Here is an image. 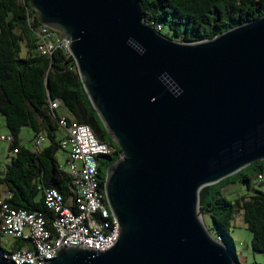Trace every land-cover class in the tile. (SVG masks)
I'll use <instances>...</instances> for the list:
<instances>
[{
  "label": "water",
  "instance_id": "water-1",
  "mask_svg": "<svg viewBox=\"0 0 264 264\" xmlns=\"http://www.w3.org/2000/svg\"><path fill=\"white\" fill-rule=\"evenodd\" d=\"M28 2L66 39L120 149L103 182L115 241L61 245L43 264H241L210 232L199 192L264 160V14L181 42L146 20L141 0Z\"/></svg>",
  "mask_w": 264,
  "mask_h": 264
},
{
  "label": "trees",
  "instance_id": "trees-1",
  "mask_svg": "<svg viewBox=\"0 0 264 264\" xmlns=\"http://www.w3.org/2000/svg\"><path fill=\"white\" fill-rule=\"evenodd\" d=\"M141 2L146 20L154 26L159 25V31L164 35L181 42L213 38L224 30L264 14V0ZM41 25L28 0H0V113L4 116L9 135L13 137L9 144L13 156L0 175V185L9 193L6 201L11 206L49 213L43 202V189L55 187L64 196L70 190V177L55 158L62 137L58 138L61 115L90 125L100 140L116 146L115 153L98 157L102 182L106 168L117 159L120 149L92 106L71 55L63 48H56L50 55L37 52L36 31ZM55 99L60 104L51 108L50 101ZM24 126L29 127L34 135L44 133L48 145L36 151L24 147L19 139ZM245 168L262 175L264 160L202 187L199 208L203 219H210L214 234L231 247H234L230 236L231 222L236 213H242L252 232V249L264 251V191L255 189L250 195L234 199L222 192L227 184L237 181L251 187L250 175Z\"/></svg>",
  "mask_w": 264,
  "mask_h": 264
},
{
  "label": "built area",
  "instance_id": "built-area-1",
  "mask_svg": "<svg viewBox=\"0 0 264 264\" xmlns=\"http://www.w3.org/2000/svg\"><path fill=\"white\" fill-rule=\"evenodd\" d=\"M156 28L159 30L160 26ZM36 36L39 54L50 55L56 48L69 53L67 41L59 30L41 25ZM59 104L57 99L50 101L51 108ZM58 122L63 132L59 146L66 154V173L70 177L68 195L64 196L55 187L44 188L43 202L49 213L11 206L6 201L8 192L0 196V232L24 242L23 246L13 249L0 245V257L16 264H43L57 255L61 245L103 251L117 236V221L105 200L104 184L98 171V157L115 153L116 146L100 140L90 125L71 120L65 114ZM0 138L9 143L13 141L11 135ZM46 139L44 133L34 135L33 151L39 150ZM257 176L262 178L260 174Z\"/></svg>",
  "mask_w": 264,
  "mask_h": 264
},
{
  "label": "rangeland",
  "instance_id": "rangeland-1",
  "mask_svg": "<svg viewBox=\"0 0 264 264\" xmlns=\"http://www.w3.org/2000/svg\"><path fill=\"white\" fill-rule=\"evenodd\" d=\"M156 27V26H155ZM25 49L23 47L22 53H24ZM32 131L29 127L24 126L21 130L20 137L22 141H24L26 146L31 144L30 141H27L30 138ZM62 130L58 131V138L62 136ZM9 135L4 116L0 113V136ZM45 143H48L46 139L41 146ZM9 142L5 139L0 138V175L5 171V164L7 156L11 153L9 150ZM56 159L61 169L67 171L66 165V154L62 148L58 147L56 151ZM250 175V188H247L245 183L235 182L227 184L222 192L230 199H234L240 195H250L257 190L264 191V171L262 172V178H258L254 171H251L249 168H245ZM204 221L207 225H209V230L212 234L215 233V229L213 228L211 221L208 217L204 218ZM215 235V234H214ZM230 236L234 244V249L237 255V259L241 264H264V251H255L252 249V232L248 229L247 224L244 222L242 213H236L234 219L231 222L230 228ZM11 238L3 235L0 232V241L5 243L6 240Z\"/></svg>",
  "mask_w": 264,
  "mask_h": 264
},
{
  "label": "crops",
  "instance_id": "crops-1",
  "mask_svg": "<svg viewBox=\"0 0 264 264\" xmlns=\"http://www.w3.org/2000/svg\"><path fill=\"white\" fill-rule=\"evenodd\" d=\"M22 128H21V130H22ZM20 133H21V131H20ZM33 137H34V134L32 132L31 135H30V138L27 141L31 142ZM19 139H20V143H22L24 147H26V148H28L30 150L34 149V146H33L32 142H31V144L29 146L25 145L24 141H22V139L20 137V134H19ZM47 145H48V143H45L43 146H41V148L44 147V146H47ZM12 156H13V152L11 151V153L7 156V159L5 161L6 164L8 162H10ZM55 158H56V156H55ZM6 164H5V166H6ZM6 193H7L6 188L4 186L0 185V196H4ZM0 245L2 247L6 248V249H13V248H17V247L23 246L24 242L11 238V240L10 239L6 240L5 243H2V241H0Z\"/></svg>",
  "mask_w": 264,
  "mask_h": 264
}]
</instances>
